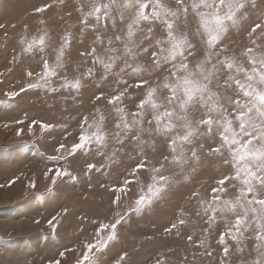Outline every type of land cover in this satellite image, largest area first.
Instances as JSON below:
<instances>
[{
  "label": "snow or ice",
  "instance_id": "1",
  "mask_svg": "<svg viewBox=\"0 0 264 264\" xmlns=\"http://www.w3.org/2000/svg\"><path fill=\"white\" fill-rule=\"evenodd\" d=\"M250 4L255 7L254 0H90L87 11L83 4L77 11L81 14V31L91 29L97 33L93 43L102 46L101 54H97L95 47L81 54L93 58V67L82 78L68 80L61 76L69 36L63 38L54 63L42 59V70L35 73L36 78L28 83V89L78 93L84 80L96 77L95 66L102 69L101 80H114L116 87L107 96V104L112 106L117 118L111 135L120 146L117 151L131 142L141 157L129 173L136 179L139 191L133 190V181L128 178L122 186L111 189L112 203L117 209L126 210H117L114 222L99 223L94 242L83 245L77 264H95L93 250L105 249L116 238L117 227L131 214L140 215L162 200L177 182L175 177L183 175L186 169L196 173L202 153L222 159L231 168L230 174L216 181L208 198H203L199 190L192 192L207 217L204 231L209 232L220 223L224 226L218 239L223 252L220 264H231L228 258L233 252L239 254V264H264V43L253 38L259 29V38L264 39V23H257L251 29L248 34L251 46L239 55H228L222 44L229 31L246 19ZM47 7L35 11L44 12ZM190 17L195 24L194 32L189 31ZM193 35L200 37L202 54L190 38ZM22 43L26 44V52L42 53L46 47L44 36ZM145 57L148 63L142 64ZM27 76L32 78L34 71H28ZM129 77L135 78L134 83H130ZM54 79L63 80L59 88L53 87ZM141 87L145 88L143 98L136 104V110L129 113L124 106L128 90ZM25 91L22 86L19 92H6L5 96L12 100ZM104 96L101 89L95 99L100 101ZM96 112L99 115L81 116L78 142L70 149L61 143L56 149L60 155L51 159L62 161L65 152L68 156L93 150L103 154L109 133L105 131V116L98 108ZM40 126L43 130L54 127L48 123ZM22 131L18 130L17 135ZM28 132L32 133L31 126ZM157 137L167 141L168 154L162 153V159L153 164L145 148L154 149ZM206 140L212 143L206 145ZM169 165L179 168L180 173L166 175ZM87 167L91 171L96 165L89 163ZM141 169L150 174L151 183H140ZM52 172L53 168H49L45 178ZM62 177L76 179L69 170L57 165L50 177L52 187L47 191L51 192ZM16 179L19 177L8 181L9 185ZM183 179L188 180L189 176L183 175ZM27 187L35 189L36 181H29ZM131 196L136 197L134 202L127 203L126 198ZM56 220L53 216L47 221L53 230ZM178 223L183 225L185 220ZM177 228V223H172L165 231L170 233ZM187 239L195 244L191 235ZM204 243L200 240L199 247H204ZM204 254L211 256L212 252L205 249ZM59 255L63 257L64 252ZM125 256L127 253L120 261ZM48 264H60V261ZM155 264L164 261L157 259Z\"/></svg>",
  "mask_w": 264,
  "mask_h": 264
},
{
  "label": "rangeland",
  "instance_id": "2",
  "mask_svg": "<svg viewBox=\"0 0 264 264\" xmlns=\"http://www.w3.org/2000/svg\"><path fill=\"white\" fill-rule=\"evenodd\" d=\"M254 2L255 7L250 4L246 9V19L223 39L228 55H239L245 47L251 46L249 32L255 24L264 23V0ZM81 4L87 11L90 0H0V25L3 26L0 27V185H3L0 193L4 188L17 190L14 187L18 185L13 194L18 192L20 199L5 206L10 212L15 209L16 213H21L16 217L17 222L34 223L32 234L35 241L33 246L29 237L21 236L24 244L16 254L0 248V258L5 253L2 264H48L53 260H59L60 264H77L83 245L94 242L99 223L114 222L115 212L126 210L117 209L112 203L114 195L111 189L122 186L124 179L128 178L133 181V190L139 191L136 179L129 173L141 157L131 142L117 151L120 146L111 135L115 132L117 118L112 106L107 104V96L116 84L112 79L108 82L100 79L102 69L99 66L94 67L96 77L84 80V86L78 93L69 94L64 90L51 93L27 88L28 83L35 80V73L42 70L43 58H47L50 64L54 63L65 36L70 37V45L65 52L61 76L68 80L82 78V74L93 67V58L81 54L90 52L93 47L97 54H101L102 46L93 43L97 33L91 29L81 31V14L77 11ZM45 5L49 7L44 12L35 11ZM194 30L195 24L190 17L189 31ZM259 33L257 29L253 38L264 43ZM40 36L46 40L42 53L24 51L26 44L22 41ZM190 38L197 45L198 53L202 54L200 37L193 35ZM141 63H148V58L142 59ZM28 71H34L32 78L27 76ZM134 79L129 77L130 83H134ZM62 82V79H54L53 87L59 88ZM22 86L26 91L15 99L9 100L5 96L6 92H19ZM101 89L105 96L97 101L95 96ZM144 93L143 87L129 88L124 102L129 113L136 110V104ZM97 108L105 116V131L109 133L108 147L103 154L93 150L78 151L75 156H68L65 152L64 160L51 159L60 155L56 149L61 143L70 149L73 143L78 142V121L82 115H99ZM17 121L23 123L18 124ZM43 123L54 127L43 130L40 126ZM29 126L32 127L31 134ZM20 129L23 131L17 135ZM205 143L212 142L206 140ZM154 144V149L145 148L153 164L162 159V153L168 154L166 140L157 137ZM89 163L96 165L91 171L87 167ZM57 165L69 170L76 179L59 178L49 192L47 189L52 187L50 177ZM49 168H53V172L45 178L44 173ZM168 168L166 175L180 173L175 166L169 165ZM230 173V166L225 165L222 159L202 153V163L196 173L186 169L183 175H188V180H184L183 175L175 177L177 182L162 200L140 215L131 214L117 227L116 238L105 249L93 250L95 264H117L118 261L120 264H155L157 259H162L164 264H220L223 252L218 239L224 226L220 223L215 229L204 231L207 217L203 215L198 199L192 197V192L199 190L203 198H208L216 181ZM16 177L19 179L9 185L8 181ZM138 177L142 184L151 183V176L145 169L139 171ZM31 180L36 181L35 189L27 187ZM135 198H126V202L133 203ZM53 216L57 217L54 230L47 223ZM180 219H184L185 224L179 225ZM36 220L40 222L35 223ZM172 223H177L178 228L166 232ZM189 235L195 244L188 241ZM3 239L9 242L8 238ZM200 240L205 241L204 247H199ZM247 243L251 245L252 242ZM205 249L212 255H205ZM61 252H64L63 257L59 255ZM125 253V260L120 261ZM228 259L231 264H239L240 257L233 252Z\"/></svg>",
  "mask_w": 264,
  "mask_h": 264
},
{
  "label": "bare ground",
  "instance_id": "3",
  "mask_svg": "<svg viewBox=\"0 0 264 264\" xmlns=\"http://www.w3.org/2000/svg\"><path fill=\"white\" fill-rule=\"evenodd\" d=\"M14 188L18 190V185L16 184ZM24 188L26 189V186ZM17 190L4 188L0 193V207H3L0 209V248H4V252L5 250H12L13 254H16L24 244V240L22 241L21 236H25L27 239L29 237L30 243L33 246L35 243L32 234V230L34 231V223L30 222V224L27 225L21 221L17 222L16 217L21 213H16V211H14L15 209L10 212L7 209L8 206H5L20 199V194L17 195L18 192L15 195L13 194V192ZM3 238H8L9 242H6ZM3 258H5V253L0 258V264L3 263Z\"/></svg>",
  "mask_w": 264,
  "mask_h": 264
}]
</instances>
